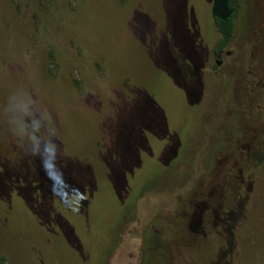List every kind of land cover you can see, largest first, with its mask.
<instances>
[{
  "label": "rangeland",
  "instance_id": "1",
  "mask_svg": "<svg viewBox=\"0 0 264 264\" xmlns=\"http://www.w3.org/2000/svg\"><path fill=\"white\" fill-rule=\"evenodd\" d=\"M235 7L215 68L211 0H0L7 264H264V0Z\"/></svg>",
  "mask_w": 264,
  "mask_h": 264
},
{
  "label": "trees",
  "instance_id": "2",
  "mask_svg": "<svg viewBox=\"0 0 264 264\" xmlns=\"http://www.w3.org/2000/svg\"><path fill=\"white\" fill-rule=\"evenodd\" d=\"M216 21H217V24L219 26V35H220L219 39L217 41V48L221 49V48L227 46L229 44V42L231 41V39H232L233 31H234V22L231 19L225 20V21H220V20L216 19ZM88 198H89V193H88ZM241 202H245L243 198H241V200H239L238 203H241ZM238 203H237V206H238ZM236 210H237V208H236ZM234 213H235V211H234ZM84 214L85 213H83V215ZM230 215L233 216V213H230L228 215L229 219H230ZM232 218L233 217H231V220H232ZM83 223L85 225V223H87V220H84ZM229 225H230V222H227V221L224 222L225 234H226V232L228 230ZM226 247L228 249V246H226ZM224 248L220 252L219 257H218L219 259H217V260L219 262H221V264H230V261H227L225 257L227 255H230V253L232 252L233 248H231V249H229L227 251H225ZM216 263H218V262H216ZM0 264H7L4 257H0Z\"/></svg>",
  "mask_w": 264,
  "mask_h": 264
},
{
  "label": "flooded vegetation",
  "instance_id": "3",
  "mask_svg": "<svg viewBox=\"0 0 264 264\" xmlns=\"http://www.w3.org/2000/svg\"><path fill=\"white\" fill-rule=\"evenodd\" d=\"M212 1L213 0H211V6H212ZM235 3H236V0H230V2H229V7L231 8V9H233V14L231 15V17L230 18H228V19H226V20H229V19H231V20H233V22H234V31H233V36H234V32H235V29H236V16H237V10H236V7H235ZM210 12H211V9H210ZM212 16V15H211ZM212 19H213V23H214V27H215V29H216V31H217V33H218V39H219V26H218V24H217V21H216V19L217 18H215V17H213L212 16ZM219 20V19H218ZM220 21H222V20H220ZM225 21V20H224ZM233 36H232V38H233ZM218 39H217V41H218ZM232 40V39H231ZM217 41H216V43H215V45H214V47L212 48V51H211V55H210V62L211 61H214V67L215 68H218V67H220L221 65H222V58H223V55L225 54L226 56L227 55H229L230 54V51H227L226 49L229 47V45H230V43H231V41L229 42V44L227 45V46H225V47H223V48H217ZM206 58H205V53H204V56H202V62H203V66L205 67V65H206Z\"/></svg>",
  "mask_w": 264,
  "mask_h": 264
},
{
  "label": "water",
  "instance_id": "4",
  "mask_svg": "<svg viewBox=\"0 0 264 264\" xmlns=\"http://www.w3.org/2000/svg\"><path fill=\"white\" fill-rule=\"evenodd\" d=\"M230 0H213L211 15L219 20H226L233 14V9L229 7Z\"/></svg>",
  "mask_w": 264,
  "mask_h": 264
}]
</instances>
